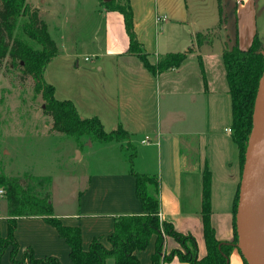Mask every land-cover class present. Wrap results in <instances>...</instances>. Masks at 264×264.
I'll return each instance as SVG.
<instances>
[{"label": "crops", "instance_id": "obj_1", "mask_svg": "<svg viewBox=\"0 0 264 264\" xmlns=\"http://www.w3.org/2000/svg\"><path fill=\"white\" fill-rule=\"evenodd\" d=\"M250 1H254L258 23L257 5L261 0H233L231 15L241 13L244 17L243 11ZM217 3L220 20L218 0ZM130 4L135 32L151 63L168 53L188 51L197 33L218 29L220 25L219 21L199 31L192 20L189 0H130ZM225 5L226 0H223L224 12ZM225 14L228 17L229 13ZM114 21L119 26V38H113ZM107 24V51L101 54L103 57L92 54L100 58L96 65L98 78L91 81L90 93L85 91L78 101L73 98L71 101L82 117H98L105 130L122 126L128 132L129 141L136 149L134 170L157 175L160 179V221L171 224L177 232L192 236L197 244L198 258L206 255L201 209L203 172L208 168L211 173V224L221 243H233V209L242 168L238 147L227 131L232 119L223 47L221 56L215 59H212L213 47L204 46L201 53H190L179 68L154 75L136 55L128 53L129 38L123 16L116 15ZM262 28L264 33V25ZM256 35L264 42V36L253 34L240 47L249 48ZM59 55L47 65L46 79L49 66ZM86 58L89 60L88 56ZM194 64L198 69H194ZM76 65L80 67V59ZM117 144L116 150L127 162L121 170L92 173L89 184L78 196V203L68 209L61 206L53 194L51 196L55 215L68 226L80 227L85 250L99 237H103L105 246L111 247L107 236L114 229L116 216L143 213L136 194L135 177L122 151L123 143ZM18 220L30 222L31 232L37 238V242H24L16 232L21 243L19 258L23 248L32 244L39 258L56 256L62 264H74L69 245L53 226L40 217ZM5 221L6 215L0 218V230L5 227ZM157 238V234L152 235L146 250L137 252L141 264H153ZM178 253H187V249L175 238H166L160 264H193L182 260ZM228 259L229 264H244L237 247L231 250Z\"/></svg>", "mask_w": 264, "mask_h": 264}, {"label": "trees", "instance_id": "obj_2", "mask_svg": "<svg viewBox=\"0 0 264 264\" xmlns=\"http://www.w3.org/2000/svg\"><path fill=\"white\" fill-rule=\"evenodd\" d=\"M219 1L220 25L227 22L223 0ZM102 0L108 11L118 12L123 16L125 31L129 38L128 53L136 55L151 73L157 75L164 71L179 68L194 51L201 53V48L213 47L218 29L206 33H197L193 47L186 52L168 53L151 63L149 54L139 42L134 29V15L130 0L122 4L114 0ZM209 32V33H208ZM208 33V34H207ZM264 42L256 35L247 49H242L236 38L234 44L227 41L223 45L222 59L226 70V79L231 102V136L236 143L241 168L245 161L248 139L252 130V117L259 81L264 70ZM59 54V49L49 33L47 22L41 18L37 8L32 7L28 0H0V64L6 59L11 60L15 68L22 71L24 77H32L36 94L44 100V114L52 121V130L76 140L81 148L83 140L91 143H123L124 157L130 164L131 173L136 180V194L143 213L123 214L115 217L114 229L107 236L111 247L105 246L103 237L94 238L87 250L83 248L80 227H71L55 215L51 197L52 177H40L30 173L23 177L3 176L0 184L5 190L7 202L6 220L8 234L0 238V264L4 252L12 246L13 264H62L56 256L37 258L31 248H25L22 260H17L19 244L15 237L17 221L23 217H40L53 226L59 236L65 239L70 247V258L74 264H107L112 259L115 264H141L137 252L144 251L149 245L152 235L157 234L156 249L152 255L153 264H160L165 245L161 233L164 225L165 235L180 242L187 253H178L180 258L193 264H228L227 260L231 244H222L216 238L211 224V173L208 168L202 178V217L206 255L197 257V244L192 236L177 232L169 223L160 221V179L157 175H148L134 170L136 149L129 141L130 135L122 127L116 130H105L98 117H82L71 100H59L55 97V87L44 77L47 65ZM202 66V56L199 55ZM129 147L131 152H128ZM240 186V185H239ZM239 200V188L234 202V230L237 243L236 213ZM166 259V257H164ZM244 264H247L243 258Z\"/></svg>", "mask_w": 264, "mask_h": 264}, {"label": "rangeland", "instance_id": "obj_3", "mask_svg": "<svg viewBox=\"0 0 264 264\" xmlns=\"http://www.w3.org/2000/svg\"><path fill=\"white\" fill-rule=\"evenodd\" d=\"M110 1L112 0L106 2ZM114 1L125 3V0ZM189 2L192 20L199 31L219 24L217 0ZM28 3L39 10L59 49L60 55L49 66L46 81L56 87L57 99L73 98L78 101L85 91L91 92V81L94 82V77L98 78L96 65L100 58L92 54L101 56L107 51V21L120 14L107 12L102 0H28ZM253 3L254 1L249 2L247 9L243 11L246 14L242 17L241 13L231 15L233 0H226L225 12L229 14L227 22L217 30L212 59L217 55L221 56L226 41L234 44L237 38L239 45H242L253 34L264 36V0L257 5L258 23ZM114 26L113 38H119L121 34L115 21ZM73 53L77 55L70 56ZM85 56H88L89 60H85ZM77 59H80V67L76 65ZM195 64L198 65L197 59ZM195 64L196 70L198 67ZM43 105V98L35 93L33 78L24 77L21 69L15 68L11 60L6 58L0 64V178L23 177L27 173L40 177L50 176L51 196L53 194L60 205L68 209L78 203V196L89 184L92 173L107 169L121 170L127 162L121 152L116 150L117 143L92 144L90 140L84 139L80 148L75 139L53 131V121L44 114ZM127 144L125 140L123 145ZM106 147H109L108 150ZM126 148L131 152L129 147ZM2 187L0 184V188ZM6 203L4 197L0 198V218L6 215ZM18 221L15 237L19 246L21 247V243L16 232L24 242H37L31 232L30 222ZM5 223V227L0 230V238L7 237V220ZM161 233L164 240L168 238L162 224ZM25 248H31L35 254L36 250L31 244L23 248L20 258L19 248L17 260H22ZM11 249L12 246L6 249L1 264H13ZM25 263L28 264H20ZM107 264L115 262L109 259Z\"/></svg>", "mask_w": 264, "mask_h": 264}, {"label": "water", "instance_id": "obj_4", "mask_svg": "<svg viewBox=\"0 0 264 264\" xmlns=\"http://www.w3.org/2000/svg\"><path fill=\"white\" fill-rule=\"evenodd\" d=\"M262 53L264 56V49ZM236 230L237 243L231 245L240 250L247 264H264V70L255 99L252 130L239 186ZM222 244L230 243H221L219 248Z\"/></svg>", "mask_w": 264, "mask_h": 264}, {"label": "built area", "instance_id": "obj_5", "mask_svg": "<svg viewBox=\"0 0 264 264\" xmlns=\"http://www.w3.org/2000/svg\"><path fill=\"white\" fill-rule=\"evenodd\" d=\"M86 60H88V58H86ZM228 132L231 133V128L227 129ZM5 197V190L3 188H0V198Z\"/></svg>", "mask_w": 264, "mask_h": 264}]
</instances>
